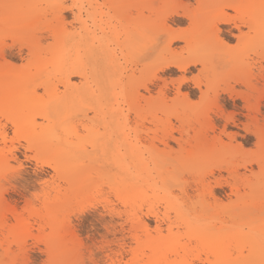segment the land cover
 <instances>
[{
  "label": "rangeland",
  "instance_id": "obj_1",
  "mask_svg": "<svg viewBox=\"0 0 264 264\" xmlns=\"http://www.w3.org/2000/svg\"><path fill=\"white\" fill-rule=\"evenodd\" d=\"M222 1L143 0L140 12L152 27L140 53L124 60L117 46L125 39L126 23L118 19L123 0H15L20 14L0 22V53L7 51L16 71L26 65L22 44L38 51L19 73L0 69V78L20 81L0 86V264H184L221 227L264 216V99L256 102L264 90V0L248 6L257 26L241 27L252 39L245 44L234 37L232 22L218 24L221 33L214 35L210 20ZM170 7L193 12L195 22L167 19ZM222 12L239 24L241 14ZM123 14L137 17L129 6ZM169 32L189 37V50L182 41L168 48ZM62 39H72L63 53ZM190 54L203 65L157 69ZM75 66L90 75L87 91L100 111L66 92L63 73ZM140 72L154 80L149 93L139 88L144 98L135 102L137 112L123 99L132 85L124 77ZM113 73L121 82L114 78L112 91L99 87ZM80 79L71 76L70 86L81 87ZM54 99L64 104L55 109ZM108 103L117 122L103 114ZM232 111L235 125L224 134L218 116ZM213 226L202 243L189 237ZM165 245H190L194 253L175 256Z\"/></svg>",
  "mask_w": 264,
  "mask_h": 264
},
{
  "label": "bare ground",
  "instance_id": "obj_2",
  "mask_svg": "<svg viewBox=\"0 0 264 264\" xmlns=\"http://www.w3.org/2000/svg\"><path fill=\"white\" fill-rule=\"evenodd\" d=\"M251 4H253V0H251L250 3L249 2L247 3V0H223L221 6H219V8L222 11L225 8H227V9H231V10L241 14L242 16L239 18V24H236L235 22L232 21V19L230 17L225 15L222 11L220 13V10H218L216 12V14L213 15L211 20H210V23L212 22L211 23L212 28H211V26H210V28L213 30L214 35L216 37H218V35L221 33L220 29L217 27L218 24H229L232 22V24H234V28L239 33L238 35L234 36V37H236L237 41L240 44H245V43L251 42V40H252L251 37L245 36V34H243L241 32V29H242L241 27H246L249 32H252L255 30V27L257 26L254 24L253 16H251L250 11L248 10V6H251ZM142 5H143V0H123L122 10L119 12V15H121V16H119L118 19H120L121 21L126 23L124 26L125 39H123V41H121L120 44L117 43V46L120 48V51H121V56L124 60L131 58L133 55L136 54V52L138 54L140 53L141 48H142L141 43L143 41L145 42V40L147 39V33L151 30V27H152V22L149 21L147 18H144L140 12ZM21 6H22L21 2H15V0H0V22L6 23L8 20L12 19L13 16H15V15L18 16L20 13H17L16 11H20L21 9L19 7H21ZM126 6L132 7L133 9H135L137 11V17L135 19L127 17L123 14V9H125ZM170 8L171 9L168 11V13L165 14L167 19H171L170 17H175V18L178 17L176 19H186V20H189L191 22H193V21L195 22V20L193 19V17H194L193 12L187 11L181 7H175V8L170 7ZM64 10H69V8H62L60 12H63ZM260 18H261V16H260ZM177 21L178 20H176V22ZM172 22H175V21L173 20ZM227 34L233 36L231 31H228ZM144 38H146V39H144ZM188 39H189V37H187L186 35H180L179 33L177 34V33L169 32L166 46L168 48H170L171 45H173L179 41L180 42L182 41L185 44L183 49L189 50V47H191V46H190ZM71 40L72 39H62L60 42V45H59V49H58L59 52L63 53L64 50L69 45V42ZM82 40L83 39H77V41H82ZM84 40H89V39H84ZM3 50H4V47H3ZM23 51H26L25 54L27 56L26 65L24 67H22V68L19 67L20 69L16 70V71H10L12 68V65L9 62H7L6 57H8V56H6L4 53V52L7 53V51H4V52L0 53V58L3 61V62L1 61L2 62V68H0V69L4 70V71H10L11 73L21 72L26 66L31 64V61H33L35 59V56H36L38 50L33 43L29 42V43L22 44V46L19 48L18 53L20 56L22 53H24ZM58 55H60V53H58ZM16 56H18V55H16ZM140 57L143 58V56H141V55H140ZM260 57L264 58V55L261 54ZM203 62H204L203 58H201V56H199L197 54H190L186 58H182L181 56H172L169 60H163L160 63V65L157 67V69H159L161 71H165V70H169L171 68H176L180 71L185 72L190 67H196L197 65H203ZM154 63H152V66L154 65ZM143 72H145V70ZM143 72H140V74L137 78L134 77L133 75L132 76L130 75L129 77H124V79H126L127 82L132 84L130 86V91L128 90L127 92H125L124 93L125 95L123 97V99L129 101L128 102L129 105L133 104L135 106V102H137L142 97L139 95V92H138V90H140L139 88H142L147 93L152 91V90H150L149 85L153 84L154 76L150 77V76L146 75L145 77H147V78L142 79L140 77H141V74ZM114 75H115V73H113L112 76L111 75L109 76L110 77L109 83H107L108 81L99 79V87H106V88L108 87L109 91L111 89L113 90L114 84L116 83V80L118 81V83L121 82V80H122V78H120L119 75H117L119 78L117 76L115 77ZM1 76H3V74H1ZM71 76L80 77L81 79H83L84 84L79 88H76V89L72 88L69 84V80H70ZM63 77H64L63 81L65 80L64 86L66 87V92H68L69 90L76 92L77 93L76 97L79 98V102L90 101V103H92L93 109L98 110V111L101 110L102 105L97 100H95V97L93 96L94 93L90 94L87 91L88 85H89L88 81L91 77L86 72L84 67H82V66L72 67L71 69H69L63 73ZM1 78H0V86H1V84H5V86L11 87L12 86L11 82H13V84L20 83L19 80L14 81L12 79L7 80V79H3V78L1 79ZM114 78H116V80ZM6 83H8V85H6ZM109 85L111 86V89H110ZM195 87L202 94L200 87L198 85H195ZM112 94L113 93L109 92L108 98H110V96ZM179 94H180V87H178L176 89V98L179 97ZM259 94H260V98L256 99L258 106H259V102L262 99H264V90L260 91ZM184 97H187V95H185ZM142 98H144V97H142ZM215 99H218V93H216ZM153 100L154 99L151 96H148V98H145V103H146V106L149 108V110H148L149 112H151V110H153V104H154ZM52 103L54 104V106H58L56 108L54 107L55 109L59 108V106L61 104H64L63 102L59 101L58 99H54ZM52 103H51V105L53 106ZM108 106H109V108L107 107L108 111L106 113H103V114L106 116L108 115V117L112 120V122H117V119L119 117V116L117 117L118 114H115V111L111 109V104L108 103ZM258 106H257V109H258ZM135 109H137V112H139V108L137 106H135ZM42 115L46 118L45 114H42ZM235 115H236L235 111L234 112L232 111V112L228 113L227 115H224L223 113L219 114L218 118H220L221 120H223L225 122L223 125L222 133L225 134V128L228 125H230V124L235 125V119H236ZM141 119H143V118H141ZM97 122H99V121H97ZM215 128H216V126H215ZM211 129L214 130V126H212ZM219 135L221 136V134H219ZM228 137L230 139H232V134L228 135ZM171 140L175 141L178 144L181 141V139H175L173 137H171ZM161 143L165 147H168L167 146L168 145L167 140H163V141H161ZM43 163L50 165L48 162H41V164H43ZM210 173H212V170L210 171ZM214 185H215V187H218L220 185V183L215 181ZM245 186H247L249 188L252 187V185L248 182L245 184ZM230 187H231V190L233 189L234 191L237 192V189H236L237 186L235 184L231 185ZM212 192H213V187L211 188V191H210L211 196H212ZM215 207L220 208V207H223V205H216ZM263 214H264V210L262 212V215ZM232 216L233 215H230L229 217H232ZM236 216H237V214L235 215V217ZM232 226L233 225H231V227ZM245 227L248 228V231L244 230ZM159 228H160V226L158 225L157 230H159ZM214 229L215 228L213 226V227H210L209 229H207V234H205V233H193V234L189 235V237L193 238L197 242L199 241L200 243H202L201 240H203V238H206L205 235H207V238H208V236L213 233ZM219 232H220V234L218 235V238L215 241H213L212 243L207 244L206 248L200 253H194L193 249L191 248L190 245H187V246L186 245H180V246L176 247L175 249L169 245L168 246L165 245L166 246L165 250H168L169 254H173L175 256L179 255V251H181L183 254H191L192 255L194 253L195 255H193V260L185 262L184 264H195L196 262L201 263V264H264V216L263 217L260 216V218L251 217V218H247L246 220H241L239 223H236L232 227L231 230L230 229L225 230L221 227V231H219ZM159 243L158 244L156 243L155 247H159L160 246ZM245 252H246V254H244ZM165 264H167L166 261H165Z\"/></svg>",
  "mask_w": 264,
  "mask_h": 264
}]
</instances>
